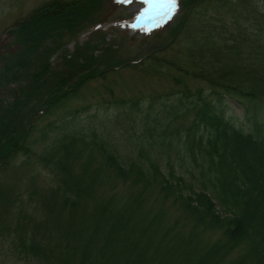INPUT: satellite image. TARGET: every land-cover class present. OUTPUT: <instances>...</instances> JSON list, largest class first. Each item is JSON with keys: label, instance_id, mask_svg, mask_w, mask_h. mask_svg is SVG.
Returning <instances> with one entry per match:
<instances>
[{"label": "trees", "instance_id": "16d2710c", "mask_svg": "<svg viewBox=\"0 0 264 264\" xmlns=\"http://www.w3.org/2000/svg\"><path fill=\"white\" fill-rule=\"evenodd\" d=\"M182 3L183 17L172 33L176 38L186 31L192 41L187 65L179 63L174 50L144 58L176 70L174 83L182 86L175 103L159 110V136L138 143L140 157L124 155L120 144L96 130L66 132L54 140L52 158L41 157L57 183L30 211L17 203L20 194L4 205L13 217L0 230L14 234L11 245L19 256L38 264H264V29L258 24L252 32L237 23L231 30L216 17L200 21L194 35L188 23L207 15L199 8L221 9L233 0ZM103 4L50 0L12 26L9 37L20 45L7 55L16 53L18 67L25 59L34 62L29 74L33 92L49 71L53 45L71 36ZM31 51V57L20 58ZM67 56L65 77L48 89L41 115L36 112L26 125L0 118V180L19 154L31 156L33 133L44 113L89 79L124 65L109 62L106 70L89 72L98 58L91 54V62L80 63ZM2 72L1 78H10ZM185 78L202 85L193 88ZM233 105L242 110L248 129L234 125ZM12 106L7 104L5 111L17 107ZM141 118V127L148 130V117ZM173 153L179 170L173 164L164 170L162 161ZM104 181L115 185L113 192L97 197ZM120 186L126 187V196H120ZM17 204L19 212L12 209Z\"/></svg>", "mask_w": 264, "mask_h": 264}, {"label": "rangeland", "instance_id": "374dc122", "mask_svg": "<svg viewBox=\"0 0 264 264\" xmlns=\"http://www.w3.org/2000/svg\"><path fill=\"white\" fill-rule=\"evenodd\" d=\"M46 1L50 0H0V72H8L10 77L5 80L0 77V118L4 116L13 124L26 125L36 112L37 116L41 115L48 89L67 72L65 55L80 63L87 59L91 62V54L98 58L88 66L89 72L93 68L106 70L109 62L124 65L119 69L114 66L103 75L89 79L70 98L63 99L44 113L33 133L36 143L32 145L31 156L19 154L12 162L11 170L0 180V227H4L13 217L4 205L10 202L14 194L21 195L17 203L25 211H30L41 199V194L49 192L57 183L55 175L43 164L41 155L45 154L51 159L53 141L62 134L90 133L96 130L113 143L120 144L124 155L140 157L136 150L138 143L143 138L156 134L159 136V110L164 104H174L179 95L177 92L182 87L174 83L172 74L176 70L154 66L150 61H144V58L151 54H171L174 50L178 53L179 63L187 65L186 56L192 45L186 31L179 33L177 39L172 33L183 17L182 0H178V7L171 18L166 22L159 20V24L154 19H137L142 16V10L148 7L143 0H104L102 7L97 8L71 36H67L62 43L53 45H57V48L50 55L49 71L40 78L39 91L34 89L33 92L34 85L29 74L34 71V62L30 63L28 59L26 62L25 59L24 64L18 67L16 53L7 55L20 45L19 42H14L15 36L9 37L8 32L19 19ZM199 11H206L207 15H199L192 25L188 23L187 28L194 35L199 34L200 21L216 17L221 18L231 30L236 29L237 23L252 32H256L258 24L264 29V0H233L232 4L221 6V9L199 8ZM152 15L150 13L148 16ZM133 24L137 27H132ZM173 40L176 43L172 46ZM50 42L51 39L47 45ZM107 51L109 54L104 55ZM25 54L31 57L33 53L24 52L20 58ZM86 69L88 68L83 70ZM13 70L18 73L17 78H13ZM185 79L193 88L202 85L196 80ZM28 92L30 96L27 98ZM14 103L17 107L6 112L4 107L11 104L12 109ZM229 114L235 126L248 129L239 107L233 105ZM143 115L148 117V130L140 125ZM151 128L157 130L151 131ZM178 163L179 158L173 153L170 160L162 161L161 166L165 170L169 164H173L179 170ZM121 186L118 187L120 196L127 191L126 187ZM114 187L110 181H104L98 186L97 197L113 192ZM8 193L12 194L11 197ZM18 204L12 207L17 212L20 210ZM170 211L178 213L175 208H170ZM13 235L0 230V264H38L37 261L27 260L13 251Z\"/></svg>", "mask_w": 264, "mask_h": 264}, {"label": "snow or ice", "instance_id": "6c2138e0", "mask_svg": "<svg viewBox=\"0 0 264 264\" xmlns=\"http://www.w3.org/2000/svg\"><path fill=\"white\" fill-rule=\"evenodd\" d=\"M124 2H130V0H124ZM143 2L148 7L142 10V16H138L137 19H154L157 24H159V20L166 22L170 19L178 7V0H143ZM149 12L153 13L151 17L147 15ZM132 27H137V25L133 24Z\"/></svg>", "mask_w": 264, "mask_h": 264}, {"label": "bare ground", "instance_id": "6f19581e", "mask_svg": "<svg viewBox=\"0 0 264 264\" xmlns=\"http://www.w3.org/2000/svg\"><path fill=\"white\" fill-rule=\"evenodd\" d=\"M151 12H149L147 15H149ZM141 19V18H140ZM145 19V18H144Z\"/></svg>", "mask_w": 264, "mask_h": 264}]
</instances>
